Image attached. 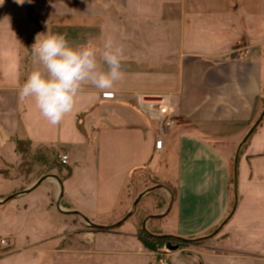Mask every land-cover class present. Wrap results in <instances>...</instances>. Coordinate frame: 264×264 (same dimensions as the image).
Masks as SVG:
<instances>
[{"label": "crops", "instance_id": "0c3cea01", "mask_svg": "<svg viewBox=\"0 0 264 264\" xmlns=\"http://www.w3.org/2000/svg\"><path fill=\"white\" fill-rule=\"evenodd\" d=\"M0 3V264H53L68 251L65 237L83 234L82 217L99 227L120 222L109 225L125 209L122 196L139 171L173 195L155 189L166 207L151 216L168 213L148 227L179 240L220 228L235 235L237 250L264 252V118L240 148L264 110V0ZM47 31L66 35L72 46L111 36L125 54V78L115 89L84 84L57 126L33 100L19 99L27 76L40 67L31 45ZM165 119L175 124L158 150ZM16 139L34 153L63 151L69 164L41 159L22 168ZM102 231L108 234H93L94 257L106 240L122 255L140 249L134 224Z\"/></svg>", "mask_w": 264, "mask_h": 264}, {"label": "rangeland", "instance_id": "374dc122", "mask_svg": "<svg viewBox=\"0 0 264 264\" xmlns=\"http://www.w3.org/2000/svg\"><path fill=\"white\" fill-rule=\"evenodd\" d=\"M49 159L53 161L55 158L49 155ZM152 185V177L146 171L135 172L122 196V205L125 206V209L121 214L114 217L109 225L123 220L133 210L136 198L144 191L155 187ZM159 192L158 190H153L151 195L143 197L134 209L133 215L126 220V222L134 224L136 227L134 233L137 234L136 240L140 247L138 252L133 251L132 256L128 254L122 255L114 250V241L106 240V249L101 250V257H94L92 249L93 234H108V232L81 224L80 228H82L83 234H79L78 237L75 234L66 236L64 241H68V246L66 244L64 246L68 251L64 253V257H59L53 264H191L190 258L192 256L197 257L198 264H264V252L237 250L235 235L223 232L220 228H216L210 234L200 238L194 237L190 240L171 238L166 242L177 246L174 251L168 250L164 244L154 250L147 248L143 242L146 237L142 235L141 229H143L144 223L151 215L165 212L166 204L162 205L160 202V198L157 195ZM230 192V207L232 209L234 205L233 181H231ZM230 213L231 210L225 220ZM145 229L148 233H159V236H162V232L154 224L148 227V223H146L143 230Z\"/></svg>", "mask_w": 264, "mask_h": 264}, {"label": "clouds", "instance_id": "9594fccd", "mask_svg": "<svg viewBox=\"0 0 264 264\" xmlns=\"http://www.w3.org/2000/svg\"><path fill=\"white\" fill-rule=\"evenodd\" d=\"M24 2L17 0L19 4ZM31 54L40 67L27 76L19 89V99L33 100L51 126L59 125L73 112L84 84L111 93L125 78L124 48L111 36L104 37L99 44L88 41L72 46L64 34L38 33ZM190 259L191 264H198L197 257Z\"/></svg>", "mask_w": 264, "mask_h": 264}, {"label": "trees", "instance_id": "16d2710c", "mask_svg": "<svg viewBox=\"0 0 264 264\" xmlns=\"http://www.w3.org/2000/svg\"><path fill=\"white\" fill-rule=\"evenodd\" d=\"M15 141H16L17 150L22 155V158H23L22 168H25V169L27 168V169L30 170L31 166H32V162L34 160L41 161V159H43L45 162H48L49 161V155H52L55 158L54 159L55 162H54V160L52 161V166H58V164L60 163L59 160H58V155H57V153H56V151L54 149H46V153L45 152L43 153V151H42L41 152L42 155L40 157L41 153H39V152L41 150L37 151V153L31 152L30 144L27 141H22V140H19V139H16ZM47 154H49V155L47 156ZM4 175L7 176L6 173H4ZM231 181H233V179H231ZM153 182L156 185H161L156 180H153ZM166 187H168V186H166ZM168 188H170V187H168ZM227 219H226V221H227ZM141 233H142L143 236L146 237V240H143L144 245L147 248L151 249V250H154L155 248H158V247H160L163 244L166 246V244H167L166 241L171 239V238H162V236H159V233L151 234V233L146 232L143 229H141Z\"/></svg>", "mask_w": 264, "mask_h": 264}, {"label": "water", "instance_id": "95a60500", "mask_svg": "<svg viewBox=\"0 0 264 264\" xmlns=\"http://www.w3.org/2000/svg\"><path fill=\"white\" fill-rule=\"evenodd\" d=\"M263 118H264V110H263V112H262V114H261L259 120L256 122V124L254 125V127L250 130L248 136H247V137L244 139V141L242 142L240 148H241L242 145L247 141V139H248V137L250 136V134H251V133L253 132V130L257 127V125L262 121ZM240 148H239V149H240ZM238 151H239V150H238ZM237 159H238V153L236 154L235 162H234V179H235L234 191H235V196H236V166H237ZM47 177H48V176H44V177H42V178H41V179L35 184V186H33L32 189H34L36 186L40 185V184H41V183H42ZM49 177H50V176H49ZM52 177H55V178L61 183V185H62V182H61V180H59V178H57L56 176H52ZM160 188H165L166 190H168L169 193H170V195H171V197H172V199H173V195H172L171 190H170L169 188L165 187V186L158 185V186H156V187H153V188H151V189H148V190L144 191L143 193H141V194L136 198V200H135V202H134V205H133V210H132L131 212H129V213L127 214V216H126L123 220H121L120 222H118L117 224H115V225L112 226V227H99V226H96V225L92 224V223H91L88 219H86L85 217H82V218L84 219V221H86V223H87L89 226H92V227H94V228H98V229H102V230H109V229H111V228L117 227V226L121 225L123 222H125L128 218H130V217L133 215V213H134V209L137 207V205L139 204L140 200H141L144 196H146L147 194H149L151 191H153V190H155V189H160ZM27 192H28V191H25V192H22V193H27ZM61 197H62V194H61ZM8 199H10V198H8ZM60 199H61V198H60ZM6 201H7V200H6ZM235 205H236V200H235ZM171 206H172V201H171V204H170V206H169V210H170ZM60 207H61V206H60V200H59V201H58V208H59V210H61ZM72 213H73V212H72ZM166 213H168V212H166ZM166 213L163 214L162 216H150L148 220L156 219V218H161V217L165 216ZM74 214H76V213H74ZM148 220H147V221H148ZM147 221L144 223V225H143V229H144V226L146 225ZM145 231H146V229H145ZM162 238H167V237L162 236ZM166 247H167V249L170 250V251H174V250L177 249V246H173V245L170 244V243H167V244H166Z\"/></svg>", "mask_w": 264, "mask_h": 264}, {"label": "built area", "instance_id": "2783aa9c", "mask_svg": "<svg viewBox=\"0 0 264 264\" xmlns=\"http://www.w3.org/2000/svg\"><path fill=\"white\" fill-rule=\"evenodd\" d=\"M248 55H249V51H245L240 55V59H246L248 57ZM103 97L104 98H114V94H104ZM174 124H175V121L165 119V120H163L162 124H160V126H158V130H157L158 140L156 141V148L158 150H160L163 146V137L166 135V130L169 129L170 127H172ZM58 160L62 165H68L69 164V157L63 151L59 152ZM1 244L7 245L5 241H1Z\"/></svg>", "mask_w": 264, "mask_h": 264}]
</instances>
